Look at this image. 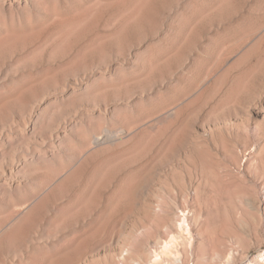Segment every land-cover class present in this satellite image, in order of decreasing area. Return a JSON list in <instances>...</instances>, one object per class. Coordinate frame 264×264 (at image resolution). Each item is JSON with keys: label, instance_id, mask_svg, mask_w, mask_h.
<instances>
[{"label": "rangeland", "instance_id": "374dc122", "mask_svg": "<svg viewBox=\"0 0 264 264\" xmlns=\"http://www.w3.org/2000/svg\"><path fill=\"white\" fill-rule=\"evenodd\" d=\"M222 263L264 264V0H0V264Z\"/></svg>", "mask_w": 264, "mask_h": 264}, {"label": "bare ground", "instance_id": "6f19581e", "mask_svg": "<svg viewBox=\"0 0 264 264\" xmlns=\"http://www.w3.org/2000/svg\"><path fill=\"white\" fill-rule=\"evenodd\" d=\"M114 135V134H113ZM113 135H112V137H113ZM97 142H95V144H96ZM98 143H100V142H98ZM96 146V145H95ZM182 220L180 221V223H179V225L178 226H181L182 227V231H187V233L190 235V233H189V227H188V224H187V222H186V218H184V217H182L181 218ZM184 226V227H183ZM186 233V232H185ZM172 236V238L174 239V240H176V238L173 236V235H171ZM181 237V236H180ZM192 238V237H191ZM190 238V239H191ZM172 241L173 240H171V239H168V241H163L162 242V245L164 246V248H162L163 250H170V248L169 247H172L171 245H172ZM179 241V240H178ZM188 241V240H187ZM188 243V242H187ZM189 243L191 244V240H189ZM181 244V243H180ZM162 246V247H163ZM181 248V247H180ZM175 252H176V254L178 253V251L175 249ZM187 253V252H186ZM155 255V257L156 256H158L156 253L154 254ZM160 257V256H159ZM167 263V262H166ZM225 263V262H224ZM223 264V263H222ZM229 264V263H228Z\"/></svg>", "mask_w": 264, "mask_h": 264}]
</instances>
